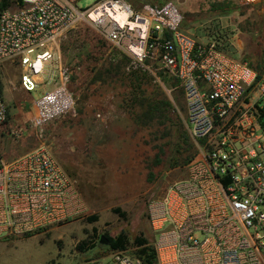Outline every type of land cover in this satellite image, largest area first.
Masks as SVG:
<instances>
[{
	"label": "built area",
	"instance_id": "2783aa9c",
	"mask_svg": "<svg viewBox=\"0 0 264 264\" xmlns=\"http://www.w3.org/2000/svg\"><path fill=\"white\" fill-rule=\"evenodd\" d=\"M78 1L12 0L0 11V63H16L19 86L31 93L44 73L52 75L45 68L53 46L77 20L95 24L114 47L145 68L146 59L155 61L183 92L196 153L185 177L147 203L153 264H264V69L234 57L215 40H195L183 29V15L173 1L139 10L126 0H97L87 7ZM107 5L123 18L103 14L99 9ZM66 73L60 68V83L33 99L29 121L34 127L74 109ZM8 113L0 90L2 136ZM22 132L11 127L7 135L14 139ZM85 209L74 180L46 145L11 159L0 152V239L45 231ZM134 249L111 250L79 264H146Z\"/></svg>",
	"mask_w": 264,
	"mask_h": 264
},
{
	"label": "rangeland",
	"instance_id": "374dc122",
	"mask_svg": "<svg viewBox=\"0 0 264 264\" xmlns=\"http://www.w3.org/2000/svg\"><path fill=\"white\" fill-rule=\"evenodd\" d=\"M167 1L178 5L182 27L195 40H215L234 57L264 69V0H126L136 10ZM96 2L79 0L77 5ZM53 47L54 57L45 68L52 75L44 73L43 83L31 93L19 86L16 63H0L9 111L0 152L11 159L43 143L74 180L86 209L45 231L0 239V264H79L98 259L105 255L99 254L104 250L99 238L105 232L114 236L123 231L129 242L138 235L150 241L147 203L186 175V165L169 167L174 139L158 120L138 118L146 109L140 101L168 100V115L187 127L185 97L174 88L173 78L148 59L149 68H144L149 74L137 71L140 79H135L132 70L137 63L123 66L113 59L115 47L86 20L68 25ZM60 68L67 72L66 85L74 92V109L36 128L29 121L31 103L44 89L60 83ZM17 126L23 130L20 137H8L7 131Z\"/></svg>",
	"mask_w": 264,
	"mask_h": 264
},
{
	"label": "trees",
	"instance_id": "16d2710c",
	"mask_svg": "<svg viewBox=\"0 0 264 264\" xmlns=\"http://www.w3.org/2000/svg\"><path fill=\"white\" fill-rule=\"evenodd\" d=\"M11 3L12 0H0V11L8 7ZM112 55L114 56L113 59H118L123 66L126 65V62L133 61L127 54L120 51L116 47ZM147 61L148 59L144 61V64H146ZM135 65V69L132 70V73L135 74V79H138L137 71H139L141 75L149 74L148 70L145 69L142 64L137 63ZM133 66L134 64L132 65V67ZM250 66L252 65L250 64ZM0 90H2L3 92L1 78ZM179 90L182 92L181 89ZM139 104L146 109L139 114L138 118L144 122L156 118L158 120V123L163 127L165 134L171 136L172 140L174 139L173 147H171L170 154L168 156L169 167L174 168L176 166H185L190 163V161L195 157L196 149L189 135L188 128H185L184 124L182 122H179V120L176 121L168 115V108L171 106V103L168 100H158L147 102L140 101ZM8 119L9 113L6 122L8 121ZM4 127L2 129V133L5 132ZM156 161L159 162L161 161V159L157 158ZM116 211L119 210L117 209ZM103 235L107 237L108 243L104 244V250L99 252V254H107L111 250L124 249L128 246H133L135 247V249L133 250L135 255L140 257L146 264H153L155 262V251L152 245H147V242H149L147 238L138 235L133 238L132 242H129L128 236L123 231L114 236H110L107 232H105Z\"/></svg>",
	"mask_w": 264,
	"mask_h": 264
},
{
	"label": "bare ground",
	"instance_id": "6f19581e",
	"mask_svg": "<svg viewBox=\"0 0 264 264\" xmlns=\"http://www.w3.org/2000/svg\"><path fill=\"white\" fill-rule=\"evenodd\" d=\"M107 7H108V5H107ZM109 8V10L108 9H102L101 11H103V14H105L106 16L108 15V17H111V16H113V17H115V15L114 14H119L118 16H120L121 18H123L122 16H123V14L122 13H119L117 10H114V8L112 7H108ZM115 11V12H114ZM109 12H111V13H109ZM97 13V12H96ZM94 14H95V12H94ZM110 14H113V15H110Z\"/></svg>",
	"mask_w": 264,
	"mask_h": 264
},
{
	"label": "water",
	"instance_id": "95a60500",
	"mask_svg": "<svg viewBox=\"0 0 264 264\" xmlns=\"http://www.w3.org/2000/svg\"><path fill=\"white\" fill-rule=\"evenodd\" d=\"M99 243L100 244H107L108 243L107 237H105L104 235H101L99 238Z\"/></svg>",
	"mask_w": 264,
	"mask_h": 264
},
{
	"label": "crops",
	"instance_id": "0c3cea01",
	"mask_svg": "<svg viewBox=\"0 0 264 264\" xmlns=\"http://www.w3.org/2000/svg\"><path fill=\"white\" fill-rule=\"evenodd\" d=\"M4 62H9V61H4ZM9 63H11V62H9Z\"/></svg>",
	"mask_w": 264,
	"mask_h": 264
}]
</instances>
